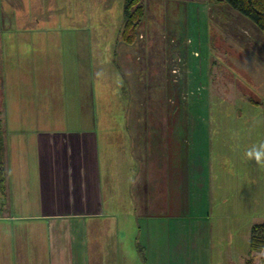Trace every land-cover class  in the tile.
<instances>
[{
	"label": "rangeland",
	"instance_id": "rangeland-1",
	"mask_svg": "<svg viewBox=\"0 0 264 264\" xmlns=\"http://www.w3.org/2000/svg\"><path fill=\"white\" fill-rule=\"evenodd\" d=\"M122 8L123 0H0V64L17 67L12 54L32 37L39 41L37 53L45 52L46 38L56 39L59 50L52 48L60 58L51 66L60 71L55 76L60 93L70 86L73 95L79 86L87 110L92 104L97 115L123 125V118H134L136 125L128 124L136 127L132 139L149 134L153 148L161 128L156 117L169 120L179 108L181 115L204 121L210 133L203 145L207 197L199 231H205L207 248L201 256L207 252V264H244L251 225L264 221V37L223 3L145 0L142 23L125 43L119 37ZM182 217L192 242L195 221ZM142 224L144 237L152 238L148 217ZM160 234L161 264L199 259L173 234ZM121 235L119 261L131 264L134 238L126 231ZM137 236L136 250L145 253ZM261 256L264 250L252 254L255 264H263ZM152 259L142 264H156Z\"/></svg>",
	"mask_w": 264,
	"mask_h": 264
},
{
	"label": "crops",
	"instance_id": "crops-1",
	"mask_svg": "<svg viewBox=\"0 0 264 264\" xmlns=\"http://www.w3.org/2000/svg\"><path fill=\"white\" fill-rule=\"evenodd\" d=\"M38 44L32 37L16 48L13 70L0 64L5 169L0 264H122V231L134 238L131 264L165 262L160 231L173 234L185 249L190 245L199 257L193 264H207V252L201 259L206 234L199 227L205 221L203 145L209 126L178 108L169 120L154 119L161 126L155 148L149 134L132 139L136 127L128 124L136 125L134 118H123L126 126L97 115L92 104L87 110L79 86L73 95L70 86L60 93L55 79L60 71L51 66L60 58L56 39H45V52L37 53ZM132 91L141 92L135 86ZM184 214L195 221L192 242ZM146 217L152 244L140 225ZM135 236L145 253L137 252Z\"/></svg>",
	"mask_w": 264,
	"mask_h": 264
},
{
	"label": "trees",
	"instance_id": "trees-1",
	"mask_svg": "<svg viewBox=\"0 0 264 264\" xmlns=\"http://www.w3.org/2000/svg\"><path fill=\"white\" fill-rule=\"evenodd\" d=\"M214 4H226L252 22L264 37V0H207ZM145 15V0H123L122 24L119 31L120 40L130 43L136 33V28L142 23ZM254 103V102H253ZM5 193V169L3 161V136L0 123V198ZM0 199V211L2 204ZM264 247V221L251 225L248 256L244 264H255L252 259L253 253L260 252ZM264 264V256L260 257Z\"/></svg>",
	"mask_w": 264,
	"mask_h": 264
}]
</instances>
